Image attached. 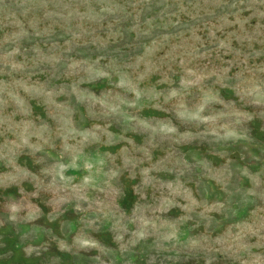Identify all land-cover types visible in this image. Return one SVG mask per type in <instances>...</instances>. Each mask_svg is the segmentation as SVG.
I'll return each instance as SVG.
<instances>
[{"label":"rangeland","instance_id":"rangeland-1","mask_svg":"<svg viewBox=\"0 0 264 264\" xmlns=\"http://www.w3.org/2000/svg\"><path fill=\"white\" fill-rule=\"evenodd\" d=\"M0 264H264V0H0Z\"/></svg>","mask_w":264,"mask_h":264}]
</instances>
